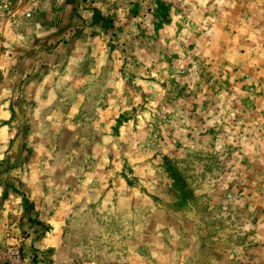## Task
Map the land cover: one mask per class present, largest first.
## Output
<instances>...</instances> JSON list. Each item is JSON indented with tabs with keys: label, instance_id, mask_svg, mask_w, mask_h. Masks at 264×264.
I'll return each mask as SVG.
<instances>
[{
	"label": "rangeland",
	"instance_id": "obj_1",
	"mask_svg": "<svg viewBox=\"0 0 264 264\" xmlns=\"http://www.w3.org/2000/svg\"><path fill=\"white\" fill-rule=\"evenodd\" d=\"M12 248L264 264V0H0V264Z\"/></svg>",
	"mask_w": 264,
	"mask_h": 264
},
{
	"label": "built area",
	"instance_id": "obj_2",
	"mask_svg": "<svg viewBox=\"0 0 264 264\" xmlns=\"http://www.w3.org/2000/svg\"><path fill=\"white\" fill-rule=\"evenodd\" d=\"M30 13H27L26 17L29 18ZM6 259L9 264H19L20 263V254L18 248L8 249L5 253Z\"/></svg>",
	"mask_w": 264,
	"mask_h": 264
}]
</instances>
